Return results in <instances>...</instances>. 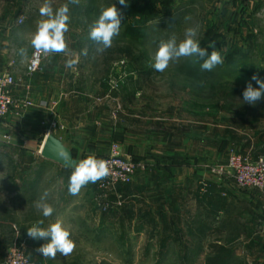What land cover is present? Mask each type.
<instances>
[{"label":"rangeland","instance_id":"rangeland-1","mask_svg":"<svg viewBox=\"0 0 264 264\" xmlns=\"http://www.w3.org/2000/svg\"><path fill=\"white\" fill-rule=\"evenodd\" d=\"M156 1L128 0V7L124 8L119 0H79L78 4L50 0L54 11L63 4L69 6V30L65 33L69 49L78 54L85 48L88 51L87 56H79L74 69L63 71V79L73 86L77 98L85 102V106H79L82 114L91 116L97 123L114 122L120 132L127 134L144 133L172 142L200 139L203 146L215 145L221 157L216 162L215 174L211 172L212 182L233 181L218 171L232 150L252 160L259 156L264 158V98L249 105L243 102L242 95L253 74L264 79V16L256 14V10L252 13L242 11V7L232 15H224L198 1L177 3L171 0L169 3L158 0L159 4ZM44 3L45 0H0V41L6 38L8 58H13L12 66L21 78H28L24 71L35 51L30 39L37 22L44 19L39 13ZM111 4L122 14L120 34L114 38L111 48L99 54L96 44L88 38L89 26L98 18L101 9ZM20 17L23 18L21 23L18 22ZM197 25L200 46L208 48L210 55L213 49L208 44L215 42L214 47L222 55L223 63L212 71H205L201 69L203 61L199 58H180L170 63L164 72H156L152 65L159 43L173 34L179 42L186 28ZM20 48L26 49L23 58L19 55ZM56 56L62 57L55 59L62 69L66 68L68 57L63 53ZM47 58L42 56L39 73H45V67H52L46 65ZM34 77L29 78L30 84ZM21 81L23 79L18 84ZM253 86L257 87L254 81ZM224 92L229 96L227 99H224ZM21 115L12 111L0 117V264L15 248L34 264H99L101 261L156 264L157 251L143 250L136 236L128 241L125 236L114 233L112 220L109 222L108 218L112 208L101 212L96 206L97 182L87 184L79 195H70L69 176L64 177L57 163L40 155L46 131L57 126L61 128L57 133L64 131V124L58 118H46L40 121L41 125L37 120L26 126ZM36 129L40 136H35V143H29L24 136L25 130ZM195 181L198 197L212 195L207 179L202 177ZM116 187L111 189L110 197L115 194L123 197ZM189 189L185 188L186 196ZM45 190L49 191L48 202L55 209L48 218L34 207ZM234 190L259 197L264 195L254 188H233L232 192ZM242 204L248 208L240 215L242 219L239 206L225 212V217H219L258 224L260 220L257 222L255 217L257 212L259 216L264 215H260L264 212V201L255 199ZM57 219L70 231L76 247L67 257L57 254L55 259L45 258L35 249L47 241L26 242L27 229L39 220H44L41 227L47 228ZM187 231L179 240L186 255L178 258L168 253L158 264H202L209 244L215 239L232 250L240 249L246 239L244 234L222 233L219 229L208 235V228L198 231L193 224ZM252 244L256 249V244ZM195 246L203 250L196 251ZM230 264L245 263L232 258ZM252 264L261 263L254 257Z\"/></svg>","mask_w":264,"mask_h":264},{"label":"crops","instance_id":"crops-1","mask_svg":"<svg viewBox=\"0 0 264 264\" xmlns=\"http://www.w3.org/2000/svg\"><path fill=\"white\" fill-rule=\"evenodd\" d=\"M174 1L202 2L207 8H215L224 15H232V12L242 7V11L252 13L256 10V14L264 16V0ZM7 44L6 38L0 41V71L8 70L19 80L23 79L14 91L16 95L26 97L32 102L21 115L22 120L27 122L26 126L33 125L32 122L37 120L40 124L42 119L52 118L51 111L54 110L55 118H58L65 128L64 131L57 133V137L72 151L73 158L79 161L89 155H105L111 144L116 143L122 153L130 155L136 163H139L140 166L134 173L132 181L116 187L124 197L122 204L112 209L108 217L109 222L112 220L110 223L116 235L125 236V240L128 241L134 240L132 238L136 236L135 240L140 242L143 250L148 248L158 252L156 262L158 264L167 258L168 253H174V257L178 256V258L183 256L181 254H185L179 245L181 243L179 240L181 234H184L192 224L198 231L208 228V235L216 233L219 229L222 233L244 234L246 237L243 241L245 245L233 250L228 264L232 258L244 261L245 264V261L252 264L254 257L259 263L264 264V255H262L264 254V215L259 216L257 212L255 218L258 219L257 222L260 220L258 224L239 223L231 218H224V213L232 210L234 206H239L240 217L244 214L242 212L248 209L242 203L254 202L255 199L264 201L262 200L264 195L259 197L238 190L232 192L233 188L237 189L233 181L225 180L220 184L212 182L214 175L211 172L215 174L216 162L218 157H221L215 145L203 146L200 139L172 142L144 133L127 134L120 132L114 122L97 123L91 116L82 114L83 111L79 106H85V102H82L80 97L77 98L78 94L75 93L73 86L68 85L65 82L67 80L63 79V71L67 68L62 69L56 60L62 57L56 54H53V57L49 56L46 65H52L51 70L43 66L46 72L38 71L32 74L35 77L34 82L30 84L28 80L32 76L28 75L26 70L24 75L28 78H21L16 74L15 67L10 65L14 60L8 58ZM36 135L40 136L37 129L30 132L25 130L24 136L29 143H35ZM57 165L64 172V177L70 176V172L74 170ZM202 177L214 187L211 190L212 195L203 199L198 197L195 181ZM186 187H190L188 196L184 194ZM220 215L224 216L222 220ZM215 242L221 243L217 239ZM253 242L256 244V249ZM193 249L203 250L197 246Z\"/></svg>","mask_w":264,"mask_h":264},{"label":"clouds","instance_id":"clouds-1","mask_svg":"<svg viewBox=\"0 0 264 264\" xmlns=\"http://www.w3.org/2000/svg\"><path fill=\"white\" fill-rule=\"evenodd\" d=\"M69 3L78 4L79 0H69ZM119 4L127 8L128 0H119ZM39 13L44 19L37 22L36 30L30 39L35 54L49 57L53 54L63 53L68 57L65 67L74 69L79 63V56H87L88 51L85 48L78 54L68 47L65 38V33L69 30L68 4H63L54 11L50 0H45V3L39 9ZM121 22L122 14L115 4L101 9L98 18L89 26L88 33V38L96 44L97 53L102 54L112 47L114 38L120 34ZM198 33L199 26L197 25L186 28L184 37L179 42L175 34L166 41L162 40L154 54L153 69L156 72H164L170 63L179 61L180 58L190 57H197L202 60L201 69L205 71H212L217 65H221L223 57L214 47L215 42H209L208 44V47L213 49L209 55L208 48L200 46V40L197 39ZM19 55L22 58L25 57L26 49L20 48ZM253 81L257 87L253 86ZM242 95L244 103L257 104L264 98V79L257 74H253L251 79L246 82ZM58 156L65 162L71 159L68 151H61ZM109 175V162L98 159L95 155H89L74 164V170L69 176L68 192L73 196L79 195L81 189L87 184L96 183ZM49 195V191L45 190L34 203V207L45 218L51 217L55 211L54 207L48 202ZM43 224L44 220H39L27 229V235L31 239L47 241L36 248L35 251L45 258L51 259H55L57 254L64 257L72 254L76 244L70 238V231L64 227L63 222L57 219L47 228L41 227Z\"/></svg>","mask_w":264,"mask_h":264},{"label":"built area","instance_id":"built-area-1","mask_svg":"<svg viewBox=\"0 0 264 264\" xmlns=\"http://www.w3.org/2000/svg\"><path fill=\"white\" fill-rule=\"evenodd\" d=\"M22 21V17L18 18L19 23ZM41 61L42 55L35 54L34 51L26 66L27 74L32 75L37 72L41 68ZM10 65H13V62ZM19 81L10 71H0V117L12 111L15 115H21L32 104L28 98L15 94L14 88L17 87ZM51 113L52 118H55L56 112L53 110ZM52 126L55 128V123H52ZM59 130L61 128L57 126L56 129H48L46 133L52 132L57 136ZM96 157L108 161L110 166V175L97 181L94 193L96 206L101 212H107L109 209L121 205L124 200L118 194L110 197L111 189H115L119 184L130 183L140 165L130 155L122 153L116 143L111 144L107 154ZM216 170L214 171L216 172ZM218 171L231 177L237 189L255 188L264 192V158L261 156L252 160L236 150H232L228 154L225 164L220 166ZM2 264L34 263L19 248H15L10 250Z\"/></svg>","mask_w":264,"mask_h":264},{"label":"trees","instance_id":"trees-1","mask_svg":"<svg viewBox=\"0 0 264 264\" xmlns=\"http://www.w3.org/2000/svg\"><path fill=\"white\" fill-rule=\"evenodd\" d=\"M162 1L163 0H161L160 2H162ZM166 1L170 3L171 0H166ZM156 3H158V0L156 1ZM141 22L144 23V21H141ZM125 51L127 53H129V49H126ZM192 74L196 75V72H194V73L192 72ZM208 74L210 75L209 72H207V75ZM222 94L224 96V99H227L229 97L226 92H224ZM207 185H208L209 190L214 189L213 184H211L209 181L207 182ZM204 196H205V194H204ZM26 237H27L25 239L26 242L33 240L30 237H28V235ZM208 248H209V251H208L207 256L205 257V260L202 264H228L230 258L232 257V254H233V250H232V248H230V246L225 245L223 243H219V242L210 243ZM99 264H113V263L108 262V261H101V262H99Z\"/></svg>","mask_w":264,"mask_h":264},{"label":"water","instance_id":"water-1","mask_svg":"<svg viewBox=\"0 0 264 264\" xmlns=\"http://www.w3.org/2000/svg\"><path fill=\"white\" fill-rule=\"evenodd\" d=\"M61 151H68L70 153V161L65 162L59 158L58 153ZM39 153L44 159L51 160L68 168H74V164L78 162L77 159L73 158L72 151L52 132H48L44 135Z\"/></svg>","mask_w":264,"mask_h":264}]
</instances>
